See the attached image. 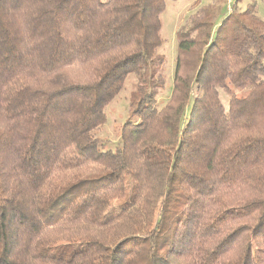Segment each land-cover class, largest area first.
<instances>
[{
  "label": "trees",
  "instance_id": "trees-1",
  "mask_svg": "<svg viewBox=\"0 0 264 264\" xmlns=\"http://www.w3.org/2000/svg\"><path fill=\"white\" fill-rule=\"evenodd\" d=\"M164 10L0 0V264H264V23L254 6L191 15L158 109ZM129 75L106 150L96 132Z\"/></svg>",
  "mask_w": 264,
  "mask_h": 264
},
{
  "label": "rangeland",
  "instance_id": "rangeland-1",
  "mask_svg": "<svg viewBox=\"0 0 264 264\" xmlns=\"http://www.w3.org/2000/svg\"><path fill=\"white\" fill-rule=\"evenodd\" d=\"M165 10L160 15L161 29L159 35L162 44L157 49V55L162 56L164 64L162 73L165 77L164 90L158 94L157 108L160 109L170 95L173 83L175 59H176V31L187 23L189 17L195 14L199 9L213 5L219 9L220 22L226 14H228V6H231V12H240L254 6L256 16L264 23V0H197L196 2L179 0H164ZM87 66L74 65L68 68L67 74L77 79H84L87 73ZM69 72V73H68ZM136 78L129 75L123 82L120 92L105 107L104 114L106 116L105 123L96 132V136L104 143L103 148L106 150H114L120 140V130L122 125L130 118L132 95L135 89ZM220 92L221 102L226 106L228 97Z\"/></svg>",
  "mask_w": 264,
  "mask_h": 264
},
{
  "label": "built area",
  "instance_id": "built-area-1",
  "mask_svg": "<svg viewBox=\"0 0 264 264\" xmlns=\"http://www.w3.org/2000/svg\"><path fill=\"white\" fill-rule=\"evenodd\" d=\"M231 6H228L227 8H228V13H230L231 12V8H230Z\"/></svg>",
  "mask_w": 264,
  "mask_h": 264
}]
</instances>
